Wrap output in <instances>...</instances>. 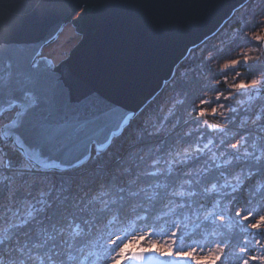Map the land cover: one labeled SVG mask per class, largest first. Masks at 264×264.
I'll return each mask as SVG.
<instances>
[{
  "label": "water",
  "instance_id": "water-1",
  "mask_svg": "<svg viewBox=\"0 0 264 264\" xmlns=\"http://www.w3.org/2000/svg\"><path fill=\"white\" fill-rule=\"evenodd\" d=\"M248 1L0 0V119L15 110L3 138L41 170L80 167ZM69 23L80 39L55 62L43 49Z\"/></svg>",
  "mask_w": 264,
  "mask_h": 264
},
{
  "label": "rangeland",
  "instance_id": "rangeland-1",
  "mask_svg": "<svg viewBox=\"0 0 264 264\" xmlns=\"http://www.w3.org/2000/svg\"><path fill=\"white\" fill-rule=\"evenodd\" d=\"M239 9V17L241 21L244 20L246 28L244 29L241 26L238 29H235L233 26L229 25L223 30V34L226 36H219L212 41L214 48H209L207 50L204 49L203 46L193 48L194 50L192 49L190 51L191 55L193 54L190 62L194 60V63L195 61H198L200 64V62L209 60L215 51L222 48L224 42H229L228 39L230 37L237 36V41H233L235 44L226 45L229 49L222 51L218 58L215 56L212 57L211 65H213V63L223 64L230 58H239L237 57V54L242 50L257 46V42L253 41L247 33L256 30L257 24L260 21L259 17L264 15V0H251L249 4L247 2ZM79 39L80 35L77 34L73 25L69 23L66 25L57 41L43 49V55L53 58L55 62H59L68 56L70 50ZM225 39L227 41H225ZM261 47H264V45ZM193 66L194 65L186 68V71L193 73ZM245 68H248L250 71H255L256 66L242 63L237 66V69L229 70L228 72L217 71L212 67L214 74L211 73V79H209V81L218 84V82L225 81V78L228 77L227 84H221L225 87L224 89H217V87H215V90L212 91V89L208 88L196 100L189 102V98L184 95V92H181L180 87L174 86L171 88L173 89V92H168L167 90L159 99L158 105L160 106L158 108L153 107L148 109L149 114L145 116L143 125L145 124L148 132H158L161 135L155 136L154 138H156V141L149 142L147 145L135 144L134 148H137L133 151L138 153H133V156L127 157V161H129L130 165L136 167L135 172L137 176H144V178L150 179L140 181V185L136 188L137 190L144 189L145 192L149 191L148 194L156 195V189L153 188L155 185L162 186L165 184V187H168L169 184L171 185H169L170 188L168 192H166L165 197L161 200V206H163V208L157 212V218L162 217V219L170 222L172 226L163 232L161 230L164 228V222H160L159 226L158 223L151 224V226L155 228L154 232H152L153 239H164L165 234L173 231V226L178 223L174 222L177 221V217L179 216V214H176L177 211H175L178 207L175 203L179 202L175 201L176 197L170 198L169 194L181 197L179 193L183 189L186 192L195 190L196 196L194 197H200L203 194L208 195L206 189L210 187L211 183L217 182L218 185L224 184L225 181L231 180L232 176L237 172H243L246 174L249 170L252 171V169H254V167L251 169L247 168L251 163L249 160L256 159L257 156L261 155V150H264V95H261L254 102L248 101L247 96H242L238 102L234 101L233 98L231 100L216 99L218 94H221L224 97L231 95L233 91L228 88L229 77H234L236 73L244 71ZM186 71L184 72L186 73ZM207 75L208 74H205L208 80ZM206 93L211 95L210 99L205 95ZM181 99L184 103L177 104L176 102ZM204 100L211 101L209 105H206L207 108H216L220 105H225L223 108L227 109V115L221 116L217 114L215 116H206L201 119L198 116V109L201 105V101ZM241 101L244 103L242 104ZM246 108H250L249 110H252V113L249 114ZM232 109H235V111ZM14 112L15 110L8 111L2 116L0 119V128L4 123L12 119ZM257 112L261 114L262 119L253 124L251 123V120L255 118ZM181 113H183V115H179ZM170 118L172 119L171 121H169ZM217 119H223L225 126H218L217 129H211L207 127L204 122L207 120L210 123H213L212 121ZM244 124L250 125L245 126ZM136 130V127L133 128V133H136ZM180 131L183 132V135L190 134V137L185 138L184 140ZM175 133H180L181 136L170 140L171 136H174ZM236 139L242 140L239 147H229ZM164 141L166 142L165 144H163ZM209 141H211V145L205 149L204 145L208 144ZM151 143L155 146L154 148L149 146L152 145ZM253 144L256 145L255 149L252 147ZM1 146H6L10 150L9 154H4L0 148V177H4V179L9 177L10 180L8 182L9 184L12 183V194L10 192V194H6V197L10 198V203L14 204V206H10V204V208L2 214H6L5 216L9 215L12 220L5 222L3 226H0V235L5 233H8L9 235L12 226H16L15 224L11 226V224L15 220V214H18L19 207L22 209V217H31L37 211L38 207H40V205L37 204L38 200L29 199L25 195L21 196L26 197L23 199V202L17 205L13 191L21 186L25 191H28L27 195H29V190L34 186H39L40 189L38 188V191L33 188L31 192L33 195H37L34 191L42 192L44 190V185L40 182L42 179L38 175L30 173L35 171V165L23 157L11 141L5 140L0 144V147ZM185 148L189 149V151L184 152L183 150ZM245 151L252 152L253 155L246 156ZM11 152L16 153L15 159H12V156H10ZM126 152V150H123L121 154L125 155ZM214 156L216 159L213 158ZM261 158H264V156ZM228 160H230L231 163L224 166V161ZM217 164H221L222 167L217 168ZM178 168H180V170ZM171 171H175L177 175L172 176L169 174ZM34 175H36V177ZM175 178L177 181H175ZM187 181H191V185H189ZM256 181L260 180L257 179ZM229 191L230 189H221V192L219 193L220 198ZM183 198L187 200L191 197L183 196ZM183 198L181 200H183ZM43 201L44 199L42 202ZM169 202L171 203L168 204ZM105 203L107 204L108 201H105ZM121 203L123 205L122 201ZM178 205H182V203ZM29 212L32 213L31 216H29ZM112 214L117 215V211L112 212ZM21 216H18L16 221H19ZM140 216V213H136V218L131 225L123 228L116 227L113 232H119V235H123L125 230H128L130 232H135V234L137 233L136 235H140L141 233L147 235L148 232L146 227L140 228L139 224L137 226L135 224ZM108 218L109 216L105 220L107 223L109 220ZM105 221L99 223V225L103 226ZM241 223H243V221H241ZM137 228L141 229L140 232H138ZM75 229L76 227L73 229V233L78 232L75 231ZM107 229L108 227L103 231L98 232L94 241H98V238L100 237L102 238V241L105 242L109 236H113V232L107 231ZM159 229L160 231H158ZM5 230H9V232H5ZM67 235L72 234L70 233ZM104 242H98L97 245L103 244ZM125 244L132 251L145 246L143 239L137 240L135 243H133L131 239H128L125 241ZM92 249L93 246L88 248V251ZM165 253L170 254L168 251H163L160 254ZM30 264H33V262ZM37 264H39V262Z\"/></svg>",
  "mask_w": 264,
  "mask_h": 264
},
{
  "label": "trees",
  "instance_id": "trees-1",
  "mask_svg": "<svg viewBox=\"0 0 264 264\" xmlns=\"http://www.w3.org/2000/svg\"><path fill=\"white\" fill-rule=\"evenodd\" d=\"M250 2L251 0L248 1V4ZM239 12L240 9L234 13L233 17L214 36L207 39L196 48L201 46L206 50L214 48L212 41L219 36H226L223 34V30L229 25L233 26L235 29L241 26L245 29L244 20L241 21ZM236 37H230L228 39L229 42H224L222 48L215 51L212 57L215 56L218 58L222 51L229 49L227 46L235 44L233 41H237ZM225 41L227 40L225 39ZM192 56L193 54L191 55V53H189L187 58L177 67L173 78L166 83L162 91L140 111L119 136L112 140L110 146L106 150L97 152L93 149L91 159L87 163L76 169L65 172L53 170L44 171L35 166V171L30 173H35L42 179L40 182L44 185V190L42 192H37L40 188L39 186H34L33 188L37 189V191L34 189L37 195L31 193L33 188L29 190L30 193L27 195L28 191H25L20 186L13 191V195L17 205L23 202V199L26 197L21 196L25 195L29 199L38 200L37 204L40 205V207H38L37 211L31 217H22V209L19 207L18 214H15V220L11 224V226L13 224L16 226H12L9 235L8 233L2 235H7L9 238L18 237L21 243L27 241L29 247H32L33 252H38L44 257L45 264H49V256H51L54 261L60 260L63 261L64 264H68L66 256L69 251L75 255L76 250L83 245H88V248H91L92 246L94 247V245L98 246V242H104L100 237L98 241H94L98 232L103 231L107 227V231H115L116 227H114V225L117 224V217L132 204L136 203V205H138L135 211L141 215L135 223L136 226L139 224L140 228L146 227L147 232L152 233L155 228L152 227L151 224L158 223L159 226L160 222H164V228L161 231L165 232L168 230L172 224L162 219V217L157 218V212L163 208V206H161V200L165 197L171 185L169 184L170 186L168 185V187H165V184L162 186L155 185L153 188L156 189V195L148 194L149 191L145 192L144 189L137 190L136 188L140 185V181L150 179H146L144 176H137L135 172L136 167L129 164L127 157L133 156V153H138L133 151L137 148H134L135 144L147 145L149 142L156 141V138H154L155 136L161 135L158 132H148L145 124L143 125V120H145V116L149 114L148 109L153 107L158 108L160 106L158 105V101L165 94V91L168 90V92H173L171 88L179 86L181 92H184V95L188 97L189 102H191L201 96L208 88L212 89V91L215 90V87H217V89L225 88L223 85L227 83L224 81H220L218 84L209 81V79H211V73L214 74L211 65L212 57L199 64L198 61L194 63V60L190 62ZM192 65H194L192 67L193 73L186 71V68ZM184 71H186V73ZM205 74H208V80ZM227 78H225V80H227ZM246 109L249 114L252 113V110H249L250 108ZM179 115H183V113ZM171 120L170 118L169 121ZM244 125L249 126L250 124ZM135 127L137 128V134L132 131ZM180 132L184 140L190 137V134L183 135V132ZM180 136V133H175L174 136H171L170 140ZM4 141L5 139L0 135V144ZM165 143L164 141L163 144ZM149 146L151 148L155 147L153 144ZM123 150L127 151V156L126 154H121ZM249 161L251 163L248 166L246 165L247 168L251 169L254 167L252 172L255 174V177L251 181L254 190L257 179L264 181V158L250 159ZM180 168L178 169L180 170ZM169 174L172 176L177 175L175 171H171ZM36 175L34 176L36 177ZM9 180V177L5 179L4 177H0V226L12 220L9 215H2L10 208L9 205L11 204L10 198L6 197V194H10L12 191V183L9 184ZM175 181H177L176 178ZM133 193H135V195H133ZM227 194L223 195L221 199ZM169 195L170 198L176 197L175 201L179 202L175 203L178 206L175 211H177L176 214H179V216L174 223L178 222V218L182 217L185 213L200 210L201 204L206 207L210 206L211 203L210 198L205 194L200 197H191L187 200L183 197ZM245 195V192L238 194V204H244ZM182 198L183 200H181ZM43 199L44 201L42 202ZM105 201H108V203L106 204ZM170 203L171 202L168 204ZM180 203L185 206L181 208V205H178ZM10 206H14V204ZM114 211H117V215L112 214ZM18 216H21V218L19 221H16ZM108 216H111L112 219H109L107 223L105 220ZM104 221L105 223L103 226L99 225V223ZM75 227V231H78L79 235L73 233ZM140 228H137L138 232H140ZM158 231H160V229ZM70 233L72 235H67ZM34 245H40V247L33 248ZM0 251H4V249H0ZM45 253H47V255H44ZM10 255H15V253H11ZM31 262L30 260L29 264ZM37 263L38 262H36V264Z\"/></svg>",
  "mask_w": 264,
  "mask_h": 264
},
{
  "label": "snow or ice",
  "instance_id": "snow-or-ice-1",
  "mask_svg": "<svg viewBox=\"0 0 264 264\" xmlns=\"http://www.w3.org/2000/svg\"><path fill=\"white\" fill-rule=\"evenodd\" d=\"M264 21H259L256 30L251 31L250 38L257 42L256 47L249 48L247 52H240L236 59H228L220 66V71L228 72L237 69L240 64H252L258 62L257 57L251 53L257 48L264 45V30H259ZM264 63V62H261ZM241 72L235 74L232 84H228L231 91L239 89L248 97V101L254 102L261 95H264V80L259 84L252 81L241 79ZM227 83V80L224 81ZM254 93V95H253ZM239 94V93H238ZM231 95L224 97L218 94L216 99L231 100ZM177 104H183L184 101L178 100ZM211 103L210 100L201 101L198 109V116L203 119L206 116L222 115L220 109L225 105L216 108H207L206 105ZM243 104L244 102L241 101ZM235 111V109H232ZM256 121H261L262 117L259 112L256 113ZM206 126L211 129H217L216 123L204 121ZM0 135H4L0 133ZM211 141L204 145L207 149ZM239 147V146H237ZM253 149L256 145H252ZM246 156H252V152L245 151ZM264 156V150L256 159ZM216 159V157H213ZM231 163L230 160L224 161V166ZM222 167L221 164L216 165ZM255 174L249 170L246 174L237 172L231 180L225 181L224 184L218 185L217 182L211 183L206 189L210 198V206L200 205V210H194L185 213L178 218L174 230L166 233L164 239H153V233L147 235L141 233L136 235L135 232L125 230L123 235H117L114 239L112 236L98 246L93 247L87 254H84V248H78L80 256L74 255L71 251L67 253L66 260L68 264H102L104 261L110 264H159L157 256L163 252H170L169 258L176 264H264V181H256L254 190L251 181ZM191 185V181H187ZM221 189H230L228 194L221 199L219 193ZM245 192L244 204H238V194ZM135 195V193H133ZM179 195L194 197L195 190L180 191ZM185 205H181L183 208ZM32 213L29 212V216ZM243 221V223H241ZM9 230H5L7 232ZM79 235V232L76 233ZM131 239L133 243L143 239L144 245L136 251L127 247L125 241ZM110 241V245H109ZM0 264H5L7 259L9 264H29V261L38 260L39 264H45V259L41 255H33L32 247H29L27 241L21 243L18 237L9 238L7 235H0ZM40 247V245H35ZM71 247V246H70ZM15 253V255H10ZM49 264H54L51 256L48 257Z\"/></svg>",
  "mask_w": 264,
  "mask_h": 264
},
{
  "label": "clouds",
  "instance_id": "clouds-1",
  "mask_svg": "<svg viewBox=\"0 0 264 264\" xmlns=\"http://www.w3.org/2000/svg\"><path fill=\"white\" fill-rule=\"evenodd\" d=\"M259 20L260 21H264V15H261L259 17ZM259 30H264V24H261V28L258 29V31ZM247 35L251 36V32H248ZM248 50H249V48L248 49H244L241 52H247ZM209 55H211V54H209ZM251 55L253 57H257L258 58V62L250 64L252 66H256V69H255V71H250L248 68H245L244 71H241L242 74H241L240 78L248 81L249 84H251L252 81H256L259 84V82L261 80H264V63H261V62H264V48H257V50L253 51L251 53ZM220 66H222V64L213 63V65H212V67L214 69H216L217 71L220 70ZM234 79H235V77H229L228 84L229 85L232 84ZM205 95L208 96L209 99L211 98V95L209 93H206ZM231 96L233 97L234 101L238 102L242 96H246V95L244 93H241L239 89H236L235 91H233L231 93ZM220 111L222 113L221 116H226L227 115V109L221 108ZM212 122L216 123L220 127H224L225 126L223 119L213 120ZM251 123L255 124L256 123V118H253L251 120ZM241 143H242L241 139H236L233 142V144L230 145L229 147H237ZM183 151L184 152H188L189 149L185 148ZM137 207H138V205H136V204L130 205L128 209H126L123 213H121V215L119 217H117V224L114 225V227L123 228V227H127V226L131 225V223L135 219V216H136V211L135 210H136ZM108 219H112V217L109 216ZM117 235H119V232H113L112 238L114 239ZM109 245H110V241H109ZM81 247L84 248V254L86 255L87 252H88V245H83ZM33 248H39V247H35V245H34ZM4 251L8 252L7 246L5 247ZM33 255L36 256V255H40V254L38 252H33ZM44 255H47V253H45ZM75 255L80 256V252L78 251V249L76 250ZM32 262H33V264H36V262H39V261L38 260H33ZM5 264H9L7 259L5 260ZM54 264H64V262L60 261V260H57V261H54ZM89 264H91V259L89 260ZM102 264H110V262L104 261V262H102Z\"/></svg>",
  "mask_w": 264,
  "mask_h": 264
},
{
  "label": "bare ground",
  "instance_id": "bare-ground-1",
  "mask_svg": "<svg viewBox=\"0 0 264 264\" xmlns=\"http://www.w3.org/2000/svg\"><path fill=\"white\" fill-rule=\"evenodd\" d=\"M10 156H12V159H15L16 153L15 152H11Z\"/></svg>",
  "mask_w": 264,
  "mask_h": 264
},
{
  "label": "flooded vegetation",
  "instance_id": "flooded-vegetation-1",
  "mask_svg": "<svg viewBox=\"0 0 264 264\" xmlns=\"http://www.w3.org/2000/svg\"><path fill=\"white\" fill-rule=\"evenodd\" d=\"M12 142V141H11Z\"/></svg>",
  "mask_w": 264,
  "mask_h": 264
}]
</instances>
